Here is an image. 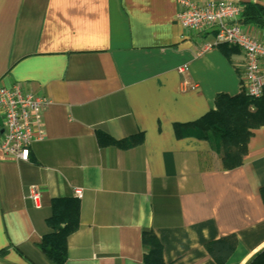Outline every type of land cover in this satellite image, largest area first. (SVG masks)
<instances>
[{
	"label": "crops",
	"instance_id": "0c3cea01",
	"mask_svg": "<svg viewBox=\"0 0 264 264\" xmlns=\"http://www.w3.org/2000/svg\"><path fill=\"white\" fill-rule=\"evenodd\" d=\"M179 8V0H0V84L53 101L28 160L0 149V264H55L38 243L51 230L52 198L74 197L76 187L68 264H143L146 229L165 264H219L205 243L222 238L233 242L223 264H247L264 248V125L233 168L207 140L174 128L215 109L218 94L241 92L243 53L225 43L198 53L213 33L185 29ZM239 22L264 39V26ZM99 132L141 141L102 146Z\"/></svg>",
	"mask_w": 264,
	"mask_h": 264
},
{
	"label": "trees",
	"instance_id": "16d2710c",
	"mask_svg": "<svg viewBox=\"0 0 264 264\" xmlns=\"http://www.w3.org/2000/svg\"><path fill=\"white\" fill-rule=\"evenodd\" d=\"M242 23L264 26V5L242 2ZM216 108L186 124H175L177 136H195L207 140L218 154L224 168H233L243 162L247 152V143L252 129L264 125V93L252 98L241 88L237 95L220 93L216 96ZM100 145H114L128 148L141 141V137L132 139H114L99 132ZM264 200V185L260 189ZM52 216L48 220L50 231L43 234L38 243L42 252L55 264H68V236L80 225L79 204L74 197H53ZM143 264H165L163 247L156 235L150 230L142 232ZM205 247L219 264H223L233 251V242L227 238L207 241ZM247 264H264V248L256 252Z\"/></svg>",
	"mask_w": 264,
	"mask_h": 264
},
{
	"label": "built area",
	"instance_id": "2783aa9c",
	"mask_svg": "<svg viewBox=\"0 0 264 264\" xmlns=\"http://www.w3.org/2000/svg\"><path fill=\"white\" fill-rule=\"evenodd\" d=\"M177 18L181 25L198 37L212 32L214 40L203 41L198 53L217 44L238 47L244 56L241 88L256 99L264 92V39L247 29L239 20L242 6L230 0H179ZM186 70V65L178 68ZM53 101L39 93L24 91L18 83L0 84V149L4 154L20 160H28L31 145L45 138L42 111ZM40 189L30 185L28 197L36 207L40 206ZM74 196L82 197V188H74Z\"/></svg>",
	"mask_w": 264,
	"mask_h": 264
},
{
	"label": "water",
	"instance_id": "95a60500",
	"mask_svg": "<svg viewBox=\"0 0 264 264\" xmlns=\"http://www.w3.org/2000/svg\"><path fill=\"white\" fill-rule=\"evenodd\" d=\"M2 125L1 118H0V126Z\"/></svg>",
	"mask_w": 264,
	"mask_h": 264
}]
</instances>
